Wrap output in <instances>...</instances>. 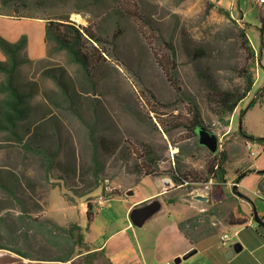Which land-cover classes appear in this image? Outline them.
Listing matches in <instances>:
<instances>
[{
	"label": "rangeland",
	"instance_id": "374dc122",
	"mask_svg": "<svg viewBox=\"0 0 264 264\" xmlns=\"http://www.w3.org/2000/svg\"><path fill=\"white\" fill-rule=\"evenodd\" d=\"M22 1L3 13L68 20L88 28L103 41L95 45L114 56L105 57L91 73L93 85L51 43L46 44L45 59L18 69L16 85L35 86L32 113L25 123L30 134L25 133L23 142L36 134L39 146L51 160L47 169L43 157L0 133V173L19 181L17 197L28 214L63 228L76 224L82 230L83 240L98 244L124 225L121 215L125 202L156 193L168 182L174 188L181 186L185 198H189L187 194L211 196L207 203H197L200 206H211L215 198L228 200L232 187L216 182L208 173L222 156L224 180L228 184H236L238 175L249 168L237 191L247 199L250 208L254 207L259 218L263 215L264 190L259 188L262 176L257 172L264 170V140L248 139L240 131L251 138L264 139V3ZM22 30L23 36L30 31L25 24L0 20V32L7 37L14 32L22 34ZM169 46L174 50L173 58ZM171 68L174 70L170 71ZM59 70H63L61 79L69 90L67 101L60 97L51 77L58 75ZM171 74H175L180 92L168 81ZM249 81L251 89L244 97ZM226 93L243 98L231 113L221 104V96ZM251 100L255 103L247 109ZM192 104L198 108L201 126L217 137L216 156L197 142V131L190 124ZM91 125L94 140L103 137L110 145L107 150L98 148V162L103 167L99 186L78 197L91 181ZM24 126L20 133L25 132ZM246 143L256 145V158L249 157ZM147 152L151 153L157 171L153 177H143L136 168L148 165ZM173 176H187L188 181L174 183ZM105 181L113 189V196L100 208L90 207L92 217L88 220L87 204L90 206L102 194ZM127 191L133 195L126 196ZM155 199L160 202L164 197L158 195ZM11 201L0 190V215L5 214V208L18 210ZM228 202L236 206L232 199ZM184 205L181 203L182 209ZM24 243L23 250L35 259L48 261L60 253L35 236H28ZM0 256L8 262L20 258L4 250H0ZM90 259L82 254L69 262L80 264Z\"/></svg>",
	"mask_w": 264,
	"mask_h": 264
},
{
	"label": "trees",
	"instance_id": "16d2710c",
	"mask_svg": "<svg viewBox=\"0 0 264 264\" xmlns=\"http://www.w3.org/2000/svg\"><path fill=\"white\" fill-rule=\"evenodd\" d=\"M22 0H0V15H4V9L9 8L10 5L15 6L16 3H21ZM14 9V8H13ZM16 9V8H15ZM14 9V10H15ZM25 17L17 16L16 18ZM45 20V43H51L54 45V49L58 52H64L67 63L75 65L79 68L83 79L93 85L91 73L94 72L101 63L105 61V57H114L109 51L104 48H98L97 45H101L103 42L101 39L97 38L88 28L78 27L68 20ZM262 33V29L259 28ZM262 39V38H260ZM97 44V45H95ZM95 45V46H93ZM111 45V44H110ZM26 47V37L21 36L20 39L15 43H9L0 37V51L3 54L5 60L0 62V133L5 134L11 140L18 144L23 143V148L37 156L43 157L47 163V169L51 167V160L49 155L39 146L40 139L36 134H34L31 140L23 142V138L29 133L28 119L32 113V102L35 97V86L30 84L28 86L19 87L16 85L17 72L18 69L24 64H30L25 53ZM171 56L174 57V50L172 46ZM173 65V64H172ZM163 68V66L161 65ZM164 70V68H163ZM174 70L173 68L170 71ZM165 71V70H164ZM63 70H59L58 75L54 74L52 80L59 90L60 97L67 101L69 100L68 93L69 90L66 84L62 81L61 77ZM168 77V76H167ZM168 81L171 83L173 88L180 92L178 87V82L175 74H171L168 77ZM251 81H249L248 87L245 89L243 96L250 92ZM153 99V96L149 94ZM243 98H234L233 95L228 93L221 96V104L225 108L226 112L231 113L239 102ZM56 104V102H52ZM255 103V100H251L247 105V109L251 108ZM190 124L192 129L196 130L202 127V122L200 119V113L198 108L192 104L190 110ZM243 111L241 115H243ZM25 124V126H24ZM24 126L25 132L20 133V129ZM94 126L91 125L89 128V139L91 142V181L86 183V190L81 192L78 197L89 194L95 190L100 182V176L103 172V167L98 162V148L101 150H107L108 145L105 138H97L94 140L93 134ZM241 135L257 141H263L260 138H251L247 136L244 132L240 131ZM218 152L213 155L216 156ZM151 153L147 152V166L142 169L138 168L143 177L156 176L157 171L154 166V161L151 159ZM220 155V154H218ZM224 158L219 157L218 162L211 166L208 170L210 178L216 180V182L224 184V170L222 168V163ZM141 171H140V170ZM250 171H245L238 175L236 178V184L247 175ZM261 176H264V170L259 171ZM184 180L188 181L187 176L179 178L178 176H173L172 181L174 183H184ZM19 186V181L11 176H4L0 173V190L4 192L8 197L11 198V203L15 206L17 205L16 211L14 208H5V214L0 215V250L8 251L16 256L23 259L34 260L35 258L30 255L27 250H23L24 242L28 236H35L41 239L47 246L58 250L59 255L55 256L50 261L67 263L73 258L80 256L86 252H89V245L84 242L82 230L76 224H70L67 228L60 227L49 220H41L38 217L33 218L31 214L26 210L22 201L17 197L16 189ZM260 190H264V177L263 181L259 185ZM87 219L90 220L92 213H90V206L87 204ZM14 211V212H13ZM13 212V213H12ZM188 221L179 224V229H183ZM86 255V254H85ZM87 258L94 257V254H87ZM46 260V259H38ZM92 260H90L91 262ZM80 264H89L88 260L81 262Z\"/></svg>",
	"mask_w": 264,
	"mask_h": 264
},
{
	"label": "crops",
	"instance_id": "0c3cea01",
	"mask_svg": "<svg viewBox=\"0 0 264 264\" xmlns=\"http://www.w3.org/2000/svg\"><path fill=\"white\" fill-rule=\"evenodd\" d=\"M0 20L25 24L27 30L31 31H26L27 36L25 35L26 57L34 62L45 59L47 49L44 40V19L16 18L4 14L0 15ZM24 32V30L22 34L14 32L10 37L0 32V36L9 43H15L25 34ZM4 60L0 51V62ZM248 170L249 168H246L245 171ZM262 179L263 177L260 183ZM224 184L228 185V182L225 181ZM181 192V186L174 188V185L168 182L156 193L136 201L125 202L126 206L121 215L124 225L121 228L109 233L106 239L98 244L93 245L84 238V242L92 246L89 247L90 251L83 255L94 254L93 259H90L92 261H88L89 264H171L175 258H181L179 264H264V228L254 223L252 207L250 208L247 200L233 196L230 190L228 200L215 198L211 206H200L197 203H207L211 200V196L187 194L189 198H185ZM158 195L164 197L160 202L155 199ZM231 199L236 204L235 207L228 202ZM152 203H156L158 208H154L151 215L139 226L132 224V213L144 206H151ZM181 203L186 205L184 209L181 208ZM261 214L263 215L260 219L264 223V212ZM186 221L188 223L184 228L179 229V224ZM141 227L144 228L138 232L135 230ZM225 233L231 238L226 244H222L220 236ZM235 244L241 246L240 251L225 258L228 250ZM130 248L131 253H129ZM18 259L19 261L14 263L60 264L50 260ZM0 264H10V262L0 258Z\"/></svg>",
	"mask_w": 264,
	"mask_h": 264
},
{
	"label": "water",
	"instance_id": "95a60500",
	"mask_svg": "<svg viewBox=\"0 0 264 264\" xmlns=\"http://www.w3.org/2000/svg\"><path fill=\"white\" fill-rule=\"evenodd\" d=\"M197 135V142L200 146L207 149L211 154L216 153L218 148V140L217 137L214 134H211L208 132L204 127H199L196 132ZM259 174V172H257ZM237 184H234L231 188V192L233 195L237 196L240 199L247 200L242 194H240L237 191ZM132 191H127L126 196H132ZM199 200L202 198H198ZM156 203H152L151 206H144L143 208L135 211L131 215V222L134 225H140L151 213L158 208L156 206ZM153 207V208H152ZM155 208V209H154ZM252 217L254 223H256L257 226L264 228V223L262 220L257 216L256 211L254 207H252ZM241 249V246L239 244H235L230 250H228L227 254L225 255V258L231 257L234 253L239 252ZM185 259V258H184ZM181 261V258H175L173 260L174 264H179ZM62 264H79L77 262H67Z\"/></svg>",
	"mask_w": 264,
	"mask_h": 264
},
{
	"label": "built area",
	"instance_id": "2783aa9c",
	"mask_svg": "<svg viewBox=\"0 0 264 264\" xmlns=\"http://www.w3.org/2000/svg\"><path fill=\"white\" fill-rule=\"evenodd\" d=\"M258 4H263L264 0H254ZM246 150L250 158L254 159L257 157L258 152L255 150V144H246ZM264 177V176H263ZM229 187H232L234 184H228ZM102 194L96 197L93 201H91L90 207L95 209L100 208L109 198L113 196V189L109 186V183L105 181L102 185ZM231 236L229 234H222L220 236V241L222 244H226L230 240Z\"/></svg>",
	"mask_w": 264,
	"mask_h": 264
},
{
	"label": "flooded vegetation",
	"instance_id": "af4514ba",
	"mask_svg": "<svg viewBox=\"0 0 264 264\" xmlns=\"http://www.w3.org/2000/svg\"><path fill=\"white\" fill-rule=\"evenodd\" d=\"M12 262L14 263L15 261H11L10 264H11ZM14 264H16V263H14Z\"/></svg>",
	"mask_w": 264,
	"mask_h": 264
},
{
	"label": "bare ground",
	"instance_id": "6f19581e",
	"mask_svg": "<svg viewBox=\"0 0 264 264\" xmlns=\"http://www.w3.org/2000/svg\"><path fill=\"white\" fill-rule=\"evenodd\" d=\"M246 144H249V143H246Z\"/></svg>",
	"mask_w": 264,
	"mask_h": 264
}]
</instances>
